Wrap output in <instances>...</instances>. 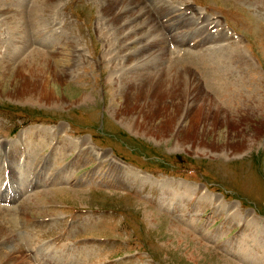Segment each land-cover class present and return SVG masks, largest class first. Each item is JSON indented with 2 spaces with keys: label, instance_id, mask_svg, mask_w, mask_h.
Wrapping results in <instances>:
<instances>
[{
  "label": "rangeland",
  "instance_id": "374dc122",
  "mask_svg": "<svg viewBox=\"0 0 264 264\" xmlns=\"http://www.w3.org/2000/svg\"><path fill=\"white\" fill-rule=\"evenodd\" d=\"M119 1L142 12L122 21L112 0H0V264H264V0ZM139 15L148 32L134 36ZM42 53L65 79L51 76V98L37 101L25 80ZM158 55L235 130L199 123L186 139L179 102L164 137L123 125V79L149 71L137 96Z\"/></svg>",
  "mask_w": 264,
  "mask_h": 264
},
{
  "label": "bare ground",
  "instance_id": "6f19581e",
  "mask_svg": "<svg viewBox=\"0 0 264 264\" xmlns=\"http://www.w3.org/2000/svg\"><path fill=\"white\" fill-rule=\"evenodd\" d=\"M123 2H125V1H123ZM126 2H128V1H126ZM107 5H108V8H111V10H110L111 12L113 11V8L115 7L116 12L113 15L115 17H117L118 19H121L122 21L124 20V18L129 19V17H132L134 14H137V13L140 14V12H142V10H137V9L130 10V9H128V7H127L128 5L126 6V3H120L119 0H112V2H107ZM110 11H109V13H111ZM179 16H180V14H177L178 19H176V20H178V21H180L181 20L180 18H182ZM144 17H145L144 15H139L133 19V23L135 24L133 27V32H134L133 35L134 36L142 33L143 31L148 32V30H146L147 27H145L142 24ZM165 18H167V19H165ZM164 19H165V22H167L168 24H171V23H173V19H175V18L169 19V16L168 17L165 16ZM35 20H38V19L36 18ZM139 22H141V24ZM36 24L37 23H35V25ZM130 24H132V23L130 22ZM37 27L38 26H36L35 29L38 30ZM128 28H129V26L127 23V26L125 28L122 27V33L125 32V30ZM197 35H196L197 38L196 37L195 38L198 40V42L205 43L206 38H203V37L200 38V36H197ZM198 42H197V44H198ZM156 57H157V59L154 58L153 63H155V64L157 63L156 65L159 66L158 68H160V73H158V75L156 76V78L154 80L150 79L151 81H149L148 80L149 77H147L145 79L146 80L145 83H147L149 81V84L145 88H143L142 92H138L137 96H133L131 94V92L135 88H136L135 90L138 91V85H136V84L139 83V81L142 80L145 77V74H148L149 71L142 72V71H139L136 69L133 72H131V74L127 73L129 75L125 79H123L124 89L122 91V99H124V101H125L126 109L129 108L130 113L132 114L129 116V117H131L130 119H128V120L122 119L121 120L123 125H125L131 131H134L136 133L138 132V133L146 135V136L149 135V136H153L156 138L164 137L169 131L172 130V128H174V125H172V123H175V122L174 121L172 122V120L175 116L173 114L174 117L172 116L173 117L172 118V117L168 116V114H169V111L171 110V108L173 109L174 105L177 104V102H179L180 105L183 106V108H185L187 115L186 116H184V114H182V116L177 115V118L181 119L184 117V120L187 123L186 124L184 123L185 125H183L181 123L180 129H178L176 132H179L182 135L186 134L184 138L187 139L189 136H197L198 137L199 131L197 130V128H198L199 123H205L206 124V123L210 122V124L212 125L211 127L213 128L212 131H217L219 128H221L223 126L228 128L230 131L232 129L235 130L236 127L233 123V120L230 118V116L225 114L221 110V108L219 106L215 105L214 102L210 101L209 98H206L203 94H201L199 89L197 87H194V85H193L194 83L189 82V80L187 81L183 77V75H182L183 79L180 77L181 75L179 76L180 79H178V78H174L175 75L173 77H171L172 71H171V73L168 72L169 69L166 71L165 70L162 71L163 64H161V63H162L163 58L159 55ZM163 57H164V55H163ZM46 58L47 57L43 53L42 54H35V59L29 60V62H28V64L31 65V67L33 68V72H32V69H31V72L32 73L35 72V81H31L30 78H27L25 81L27 83L28 82L31 83V85H33V86L35 85L38 92L41 93V95H39L36 98L37 101H40L41 98L44 100L46 98H51V95H49V93L47 91H45V87H46L45 84L47 85L50 82L49 78L51 76H54V78H56L57 80L63 81L65 79L64 78L65 76L63 75V73H60L53 68L50 69L49 64L46 62ZM44 68L45 69L47 68L48 70H45ZM47 72L49 74L48 76H47ZM179 74H182V73H179ZM62 75H63V77H62ZM150 75L151 74L149 73V76ZM189 78H191V77L189 76ZM188 82H189V84H191V86L187 84L188 86L186 87L185 84ZM142 83H144V81H142ZM181 83H182V85H181ZM199 83H200V81H199ZM170 86H172L171 89H170ZM189 86L193 90L192 96H190L191 94H189V90H190ZM86 98H87V96L85 97V99ZM134 103H136V104L133 105ZM262 105L263 104H260V106H262ZM140 107H142V110H141V111H143L142 113H141V111L140 112H138V111L134 112L135 110L140 109ZM183 108H182L181 112H183ZM178 111H179V108H178ZM120 112H121L120 110L115 109V111H113V114H115L116 118H118V116H120V115L126 116L125 113L120 114ZM126 114L128 115V113H126ZM171 114H172V112H171ZM160 118H163V120H165L167 123H165V122L163 124L160 123L159 126H157L159 128L153 130L154 127L156 128L155 121H157ZM140 121L142 122V124H140ZM170 125H172V126H170ZM232 146H233V144L231 142H229L227 144V147L224 148V150H226L228 147L231 148ZM243 148L245 149V145H241V146L235 145V147L233 149L235 151L239 152V150H241ZM217 149L219 150L220 148L218 147ZM7 154L12 155V153L9 154L8 149H6L4 156H7ZM0 156H1V152H0ZM0 159H1V157H0ZM25 161H27V160H25ZM2 167H4V169L1 170V175L5 176L7 173H9L8 175H6V178L10 177V173H11L10 169H12V164H10L7 159H4ZM25 174H26V172H25ZM26 179H29V175H26ZM0 197L2 198L1 192H0ZM0 231H2V227H0ZM6 231L10 232L7 236V241L9 243V244L8 243L7 244L14 251L13 254H15L16 257L18 256V257L22 258L24 256V253H23L24 250L20 246L21 244H18L17 243L18 241L16 240V239H18L19 236L14 235L13 232L9 231L8 229H6ZM4 232H5V230L3 229V234H5ZM4 236H6V235H4ZM13 240L14 241L16 240V243ZM25 240H26V238H25ZM14 244H16V245H14Z\"/></svg>",
  "mask_w": 264,
  "mask_h": 264
}]
</instances>
